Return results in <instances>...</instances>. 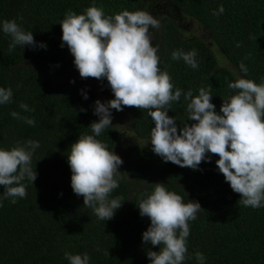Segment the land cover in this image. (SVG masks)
Listing matches in <instances>:
<instances>
[{"label": "trees", "instance_id": "trees-1", "mask_svg": "<svg viewBox=\"0 0 264 264\" xmlns=\"http://www.w3.org/2000/svg\"><path fill=\"white\" fill-rule=\"evenodd\" d=\"M95 4L106 15L123 10H148L151 0H0V21L15 19L37 42L47 48L17 46L9 52V37L0 32V86L13 89V102L0 105V147L11 148L28 139L39 140L32 165L37 179L27 185V197L16 203L9 199L0 207V264H69L64 253L87 252L90 264H149L142 233L150 219L140 215L138 204L155 183H165L185 202L198 201L201 210L190 221L189 258L184 264H197L195 253H204L207 264H264V207L254 209L239 203L236 193L211 162L193 170L164 162L151 144H145L154 122L147 110L125 106L113 110V125L98 137L109 150L119 154L120 186L112 193L125 200L115 216L98 219L71 187V168L67 155L79 135L92 134L90 124L98 120L93 112L96 99L107 100L95 88L79 82L57 84L54 76L79 74L67 46L61 47L59 23L72 10L82 13ZM184 15L204 25L207 36L186 35L174 19L163 18L159 28L160 68L167 71L176 87L198 94L200 87L211 89L219 111L223 98L232 94L228 83L237 75L243 61L247 78L264 81V0H173ZM223 5L217 16L213 10ZM157 31V32H158ZM197 51L199 67L191 68L172 52ZM222 54L232 65L222 64ZM80 75V74H79ZM90 78V77H89ZM106 86V78L102 81ZM88 93L84 99L82 91ZM27 103L32 112L20 109ZM81 107L87 111H81ZM15 110L34 117L30 126L13 118ZM169 115L178 124L187 121L186 103L173 105ZM191 123V121H189ZM135 135L131 138L125 132ZM4 191L0 186V193Z\"/></svg>", "mask_w": 264, "mask_h": 264}, {"label": "clouds", "instance_id": "clouds-1", "mask_svg": "<svg viewBox=\"0 0 264 264\" xmlns=\"http://www.w3.org/2000/svg\"><path fill=\"white\" fill-rule=\"evenodd\" d=\"M221 4L213 15L224 12ZM62 26L61 47L67 46L81 78H96L108 82L114 98L96 99L93 105L98 120L89 125L92 134L79 135L71 144L67 155L71 168V187L77 196H83L84 205L102 221L112 219L125 201L113 197L120 186L122 157L98 139L113 125V110L123 111L125 106L147 110L154 122L147 138L152 151L164 162H172L193 170L202 162L215 163L232 190L240 194L239 203L245 207H264V81L257 83L247 78L248 67L242 61L237 75L228 83L232 91L219 111L212 101L211 89L200 87L198 94L192 89L176 87L171 75L159 66V45L153 43V30H159L160 19L149 11H135L106 15L104 9L93 4L82 13L69 10L59 22ZM0 32L9 37V52L18 45L23 49L47 48L37 42L32 31H26L15 19L0 21ZM195 49L172 52L173 60H183L193 69L199 67ZM74 82V81H73ZM84 99L89 95L81 90ZM13 89L0 86V105L13 102ZM186 103L187 121L177 123L169 115L173 105ZM20 109H34L21 102ZM81 111H87L81 107ZM10 115L35 126L34 117L13 110ZM191 121V123H189ZM40 147L39 140L28 139L11 148L0 147V207L9 199L16 203L27 197L25 181L34 184L38 173L32 159ZM140 215L150 219L142 233L145 245L159 246L147 249L149 264H184L189 258L188 237L190 221L197 219L201 204L170 191L165 183H155L153 190L138 204ZM69 264H90L87 252L64 253ZM197 264H207L204 253H195Z\"/></svg>", "mask_w": 264, "mask_h": 264}, {"label": "rangeland", "instance_id": "rangeland-1", "mask_svg": "<svg viewBox=\"0 0 264 264\" xmlns=\"http://www.w3.org/2000/svg\"><path fill=\"white\" fill-rule=\"evenodd\" d=\"M147 11L159 18L160 22L163 18L174 19L186 35H208L207 31L204 28V25L198 20L184 15L182 12H180L174 4L173 0H151L150 7ZM157 31L158 30H153V43L158 44L160 48V36L158 35L159 31ZM158 54L160 55V50ZM218 58L222 64L232 65L230 61L226 59L222 54H219V52ZM53 78L57 84L73 81L79 82L84 86L95 88L97 91H99L102 97L114 98V94L112 93L110 87L106 86L101 80H98L96 78H81L78 73L71 71L63 75H56ZM125 134L130 136L131 138L135 137V135H133L130 130L126 131Z\"/></svg>", "mask_w": 264, "mask_h": 264}]
</instances>
